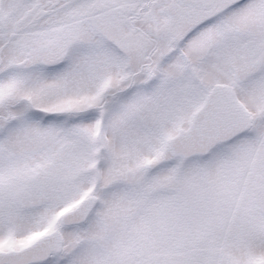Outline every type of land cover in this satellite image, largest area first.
Here are the masks:
<instances>
[{"label":"snow or ice","instance_id":"1","mask_svg":"<svg viewBox=\"0 0 264 264\" xmlns=\"http://www.w3.org/2000/svg\"><path fill=\"white\" fill-rule=\"evenodd\" d=\"M0 264H264V0H0Z\"/></svg>","mask_w":264,"mask_h":264}]
</instances>
